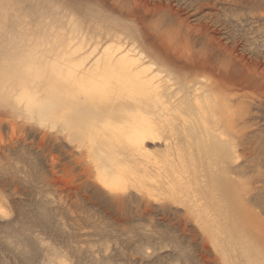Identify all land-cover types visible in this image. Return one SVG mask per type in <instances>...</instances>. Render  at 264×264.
Masks as SVG:
<instances>
[{
	"label": "rangeland",
	"instance_id": "374dc122",
	"mask_svg": "<svg viewBox=\"0 0 264 264\" xmlns=\"http://www.w3.org/2000/svg\"><path fill=\"white\" fill-rule=\"evenodd\" d=\"M138 1L0 0V69L44 70L25 99L0 80V264H264V0ZM115 33L161 64L169 150L123 156L100 121L68 137L44 110L68 44L77 63Z\"/></svg>",
	"mask_w": 264,
	"mask_h": 264
},
{
	"label": "bare ground",
	"instance_id": "6f19581e",
	"mask_svg": "<svg viewBox=\"0 0 264 264\" xmlns=\"http://www.w3.org/2000/svg\"><path fill=\"white\" fill-rule=\"evenodd\" d=\"M138 2L145 8H151L150 3L146 0ZM108 36L112 43L107 44L93 58V54H90L91 59L89 57L81 59V57L77 63L67 60L70 47L73 45L68 44L69 52L65 50L62 53V63L54 70L52 69L49 73L53 76L50 74L46 79L54 99H48L44 103V110L55 109V115L59 118L58 122L68 137L72 134L69 133V129L87 127V121L91 123L100 121L103 127L113 132L115 137L113 140L123 149V156L142 159L150 154L146 141L152 143L164 139L160 125L154 126L150 117L165 114L167 101L163 88L168 86H164L161 78L159 79L162 75L160 62L142 47L137 46L135 41L131 39L126 41L119 33ZM76 39L81 42L80 48H84L87 46L85 43L89 42L83 37ZM95 43L100 44L101 42L97 40ZM79 50L73 52L72 55H76ZM87 56L89 55L87 54ZM31 57L32 53L30 60L26 61L24 65H21L17 59V65L13 64L14 66L0 69V80L7 78L5 83L10 82L12 87H18L21 93L20 99L32 96V86L35 80H40L44 73L37 61L39 58ZM5 90L6 87L0 92L2 91L3 94ZM7 90V95H3L9 101L13 95L8 87ZM132 110L137 118L135 122L129 119L118 121L120 115L129 116ZM164 140L166 141V150H169L171 143L167 144V140ZM126 164H118L116 169L108 173H101L98 175L99 182L112 191L119 190L122 185L126 187V182L131 181L130 169ZM154 174L160 175L159 173ZM151 179L153 178L151 177Z\"/></svg>",
	"mask_w": 264,
	"mask_h": 264
}]
</instances>
